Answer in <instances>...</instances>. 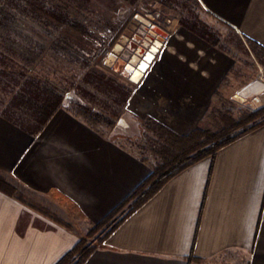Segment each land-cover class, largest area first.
<instances>
[{
  "label": "crops",
  "instance_id": "crops-1",
  "mask_svg": "<svg viewBox=\"0 0 264 264\" xmlns=\"http://www.w3.org/2000/svg\"><path fill=\"white\" fill-rule=\"evenodd\" d=\"M197 1L264 50V0ZM135 36L123 37L121 52ZM163 45L147 95L132 100L146 97L147 115L187 136L233 65L177 24ZM125 140L92 129L66 102L37 133L0 110V176L73 228L0 191V264H57L119 209L153 173ZM85 264H264V126L171 179Z\"/></svg>",
  "mask_w": 264,
  "mask_h": 264
},
{
  "label": "rangeland",
  "instance_id": "rangeland-1",
  "mask_svg": "<svg viewBox=\"0 0 264 264\" xmlns=\"http://www.w3.org/2000/svg\"><path fill=\"white\" fill-rule=\"evenodd\" d=\"M32 6L40 7L41 12L46 10L60 21L33 13ZM145 19L168 34L177 24L229 55V64L233 65L229 83L203 106L201 122L195 130H209L221 138L242 135L243 129L230 127L264 108V91L256 94L252 90L257 82L264 85V50L213 18L197 0H135L134 3L125 0H0V68H6V75L0 73V110H8L10 117L30 126L32 113L15 106L12 98L18 90L16 81L21 84L27 78L34 79L64 94L63 103L69 108L74 109L73 104L80 103L116 122L126 114L139 121L141 136L125 140L124 144L139 160L148 161L143 163L149 167L157 165L159 140L153 131L146 129L145 122L148 119L160 122L146 114V97L139 96L138 100L132 97L136 91L147 95V73L158 66L166 41L156 43L157 53L146 52L138 59H131L127 50L119 49L123 37L131 39ZM73 26H80V30ZM139 68L145 77L136 83L140 74L135 72ZM104 79L110 80L108 85H102L104 87L122 86L132 92L124 107L95 89L96 83ZM87 91L97 94L99 103H92V95ZM125 94L121 91L116 95L122 100ZM118 113L120 116L115 118ZM113 129L101 127L99 131L109 134ZM127 210L123 205L117 209L110 216L109 226Z\"/></svg>",
  "mask_w": 264,
  "mask_h": 264
},
{
  "label": "trees",
  "instance_id": "trees-1",
  "mask_svg": "<svg viewBox=\"0 0 264 264\" xmlns=\"http://www.w3.org/2000/svg\"><path fill=\"white\" fill-rule=\"evenodd\" d=\"M125 1L128 3L135 2V0ZM32 10L35 14L39 12L42 15L45 14L50 18L53 17L55 20L60 21V18L54 17L55 15L52 16L51 13H47L46 10H43L42 13L40 7L35 6ZM73 27L80 30V26ZM249 42L255 44V42L251 40H249ZM3 68H0V73L6 75L4 74V72H6V68ZM104 81L102 80L101 82H97L95 89H97L100 93L104 92L107 96L112 97L119 107H124L128 103L132 92L122 86L104 87L102 85H108L110 80L106 81V79H104ZM16 84L18 90L12 100L15 103V106L25 108L32 113L33 123H31L30 126H25L10 117L7 112L8 110H5L4 114L16 124L27 129L29 132H40L51 120L54 114L62 107L64 94L42 82H36L31 78H27L21 84L16 81ZM121 91L126 92L124 95L125 98L122 100L116 95L121 93ZM86 93L88 95H92L90 100L92 103H99L97 94H92L89 91ZM73 105L75 110L70 108V112L77 118L82 119L94 130L99 131L101 127L113 129L117 123L115 120L107 118L104 113L95 111L91 106L80 103ZM120 114L121 113L115 114V118H118ZM145 126L148 131H153L156 134L160 144V149L156 151L160 162L157 165L150 166L153 170L152 175L123 203V207H128V210L121 219L115 221L111 226H109L111 219L109 216V218H107L104 222L90 228L86 236L81 238L76 246L57 264H85L95 251L105 246L108 239L130 216L160 193L171 179L205 159L211 158L214 163L220 150L247 134L263 127L264 108L259 112L248 116L242 122L234 123L230 129H243L244 132L242 135L238 134L234 137L228 138H221L218 134L202 129L194 130L189 135L182 136L161 123L157 124L151 119H148L145 122ZM144 161L145 160H143V162ZM145 163H148V161H145ZM0 191L15 198L22 204L67 228L68 230L73 229L71 225L65 223L45 208L29 200L26 196H24V194L9 184L2 176H0ZM191 260H194V257H191Z\"/></svg>",
  "mask_w": 264,
  "mask_h": 264
},
{
  "label": "water",
  "instance_id": "water-1",
  "mask_svg": "<svg viewBox=\"0 0 264 264\" xmlns=\"http://www.w3.org/2000/svg\"><path fill=\"white\" fill-rule=\"evenodd\" d=\"M142 21H144L146 25L144 31L141 32V34H136V36L130 41L127 49H124V51L127 50L129 54L135 53L137 56L134 55V59H138L137 57L141 58L145 56L147 49L155 39L164 43L169 37V34L160 27L151 26V24L149 22H146V20ZM149 26H151V30L147 34L146 31ZM119 49L123 50L122 47H119ZM140 70L141 68L136 71V74H140L139 76H141L142 73L140 72ZM141 132L142 128L140 126V122L134 120L128 114L120 117L113 129L114 136H124L130 140L132 138L141 136Z\"/></svg>",
  "mask_w": 264,
  "mask_h": 264
},
{
  "label": "built area",
  "instance_id": "built-area-1",
  "mask_svg": "<svg viewBox=\"0 0 264 264\" xmlns=\"http://www.w3.org/2000/svg\"><path fill=\"white\" fill-rule=\"evenodd\" d=\"M146 20V22H149L150 24H151V26H157L156 24H154L152 21H150L149 19H145ZM145 23H144V21H141V24H139V26L136 28V31H137V33L136 34H141V32H143L144 31V28H145ZM151 26H149L148 27V29H147V31H146V33L148 34L149 33V31L151 30ZM146 34V35H147ZM127 42H129V40H127ZM158 42V40L157 39H155L151 44H150V46H149V48L147 49V54L149 53V54H151V53H157V48H156V43ZM119 47H122V45L121 46H119ZM258 88H261L260 90H258ZM252 90L254 91V93H256V94H260L262 91H264V85L261 83V82H257L254 86H253V88H252Z\"/></svg>",
  "mask_w": 264,
  "mask_h": 264
},
{
  "label": "bare ground",
  "instance_id": "bare-ground-1",
  "mask_svg": "<svg viewBox=\"0 0 264 264\" xmlns=\"http://www.w3.org/2000/svg\"><path fill=\"white\" fill-rule=\"evenodd\" d=\"M137 78H138V75H137ZM261 88H258V90H260Z\"/></svg>",
  "mask_w": 264,
  "mask_h": 264
}]
</instances>
